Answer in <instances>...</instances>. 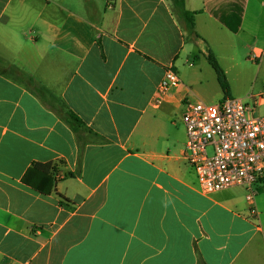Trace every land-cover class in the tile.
<instances>
[{
  "label": "crops",
  "instance_id": "crops-1",
  "mask_svg": "<svg viewBox=\"0 0 264 264\" xmlns=\"http://www.w3.org/2000/svg\"><path fill=\"white\" fill-rule=\"evenodd\" d=\"M184 1L198 37L170 0H0V264H264V179L253 219L245 188L205 195L181 168L186 131L180 155L160 146L187 100L224 98L199 90L209 52L233 66L252 41L264 58V0ZM169 66L183 85L155 107ZM60 161L56 192L22 182Z\"/></svg>",
  "mask_w": 264,
  "mask_h": 264
},
{
  "label": "built area",
  "instance_id": "built-area-1",
  "mask_svg": "<svg viewBox=\"0 0 264 264\" xmlns=\"http://www.w3.org/2000/svg\"><path fill=\"white\" fill-rule=\"evenodd\" d=\"M182 85L175 69L167 67L154 106L160 107ZM246 99L253 101L252 106L231 96L212 104L187 100L181 117L186 131L184 157L203 194L243 187L251 217L257 219L254 186L264 179V113L259 112L255 96Z\"/></svg>",
  "mask_w": 264,
  "mask_h": 264
},
{
  "label": "rangeland",
  "instance_id": "rangeland-1",
  "mask_svg": "<svg viewBox=\"0 0 264 264\" xmlns=\"http://www.w3.org/2000/svg\"><path fill=\"white\" fill-rule=\"evenodd\" d=\"M247 44V43H246ZM263 45V44H262ZM252 44V41L248 42V47L245 50H241L240 57L238 56V63L234 64L233 66H230V63L227 62L225 59H223L222 53L220 49L219 54L221 56L217 58L218 63L225 71L228 70V83L229 86L233 87L232 95H230L233 98H243L245 99L249 105L252 106L253 101L248 100L245 98V96L252 94L256 97V100L258 101L259 105V112L261 114L264 113V58L262 57L261 53L258 52V48H260L261 45ZM205 55H200V59L202 61H205L204 58ZM252 57V59H251ZM262 59V61H261ZM261 61V62H260ZM204 63V62H202ZM199 63L196 64L193 68H183L182 66L178 69V74L180 77L183 76V73L187 71L190 75V73H194L198 71L199 69ZM203 68V67H202ZM184 69V70H183ZM206 69L204 70V77L201 79L203 82V86L200 87V91L202 93H214L218 89L217 87V79L216 74L214 73V70L212 67L208 64H206ZM227 74V72L225 71ZM227 76V75H226ZM210 89V92L206 89ZM213 89V90H211ZM195 101V100H193ZM207 104H212L213 101L205 100ZM185 137V128L182 122L178 121L176 122V125L171 126L168 125L166 130V137L164 138L163 145H160L163 147L164 152L171 154V155H180V149L183 146L184 138ZM181 168L188 174L194 175L192 170H190V166L186 161H183L180 164ZM260 185H255L254 189L256 190ZM257 191V190H256ZM245 194V193H244Z\"/></svg>",
  "mask_w": 264,
  "mask_h": 264
},
{
  "label": "trees",
  "instance_id": "trees-1",
  "mask_svg": "<svg viewBox=\"0 0 264 264\" xmlns=\"http://www.w3.org/2000/svg\"><path fill=\"white\" fill-rule=\"evenodd\" d=\"M88 3V0H86ZM173 8L176 11L178 17L184 23L185 29L188 34L198 37L195 31V19L198 12H191L185 8L184 0H170ZM223 24L229 28L233 33H237L240 26V20L237 19L235 25H232L229 20H222ZM209 65L214 70L218 83L223 91L224 97L230 96V86L227 80V76L223 68L218 63L217 58L212 52H209L206 56ZM14 70V69H13ZM19 75V74H18ZM17 75V76H18ZM21 75V74H20ZM31 82V81H30ZM40 100L54 109L57 114L69 125V127L77 132L80 128H85V124L65 105L58 104L53 105L54 97L47 91L46 88L37 87L33 89ZM51 99L52 101H49ZM63 162H48V163H33L25 172L22 182L27 186L33 188L37 192L43 195H50L56 192V174L58 168L62 166ZM199 264H204L202 261Z\"/></svg>",
  "mask_w": 264,
  "mask_h": 264
}]
</instances>
